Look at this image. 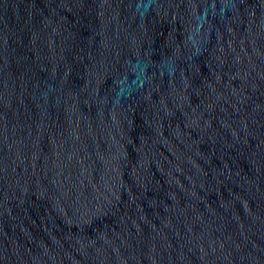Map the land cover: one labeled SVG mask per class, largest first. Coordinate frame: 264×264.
<instances>
[{"label":"water","instance_id":"1","mask_svg":"<svg viewBox=\"0 0 264 264\" xmlns=\"http://www.w3.org/2000/svg\"><path fill=\"white\" fill-rule=\"evenodd\" d=\"M0 264H264V0H0Z\"/></svg>","mask_w":264,"mask_h":264}]
</instances>
